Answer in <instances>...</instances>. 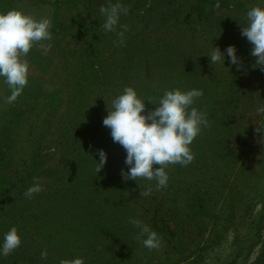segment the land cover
Returning <instances> with one entry per match:
<instances>
[{
	"label": "rangeland",
	"instance_id": "obj_1",
	"mask_svg": "<svg viewBox=\"0 0 264 264\" xmlns=\"http://www.w3.org/2000/svg\"><path fill=\"white\" fill-rule=\"evenodd\" d=\"M105 3L0 0V12L49 18L53 37L25 57L29 85L15 102L0 78V242L12 227L22 237L0 264H264V67L242 36L247 11L264 5L124 0L126 42L117 46L99 26ZM230 45L241 71L206 56ZM125 87L153 103L166 90H203L193 106L209 124L193 161L167 167L164 188L122 175L127 153L103 120ZM155 107L146 101V113ZM97 149L108 154L99 173ZM34 184L43 190L27 198ZM133 218L159 234L158 249L143 246Z\"/></svg>",
	"mask_w": 264,
	"mask_h": 264
},
{
	"label": "clouds",
	"instance_id": "obj_2",
	"mask_svg": "<svg viewBox=\"0 0 264 264\" xmlns=\"http://www.w3.org/2000/svg\"><path fill=\"white\" fill-rule=\"evenodd\" d=\"M264 5V0H260ZM219 3L216 7L219 8ZM129 6L124 0H107L99 7L101 18L100 28L106 33L118 36L117 46H124L127 25L122 24V18L129 14ZM247 25L242 27V36L253 45L251 55L256 58L254 67H264V7L253 6L247 13ZM51 20L47 17L39 19L19 10L0 12V78L8 85L10 95L8 103L15 102L29 85L30 64L25 57L34 46L52 40ZM50 48L51 44H47ZM211 64L225 67L226 59L243 69L242 58L234 45L222 51L214 46L206 55ZM203 90L181 89L166 90L156 103L145 100L133 87H125L121 94L111 101L108 115L103 125L111 130L113 142L119 143L126 151L125 164L127 172L122 173L126 180L145 179L154 181L157 189L164 188L169 183L166 171L169 165H189L194 154L191 145L208 126L207 114L193 105L203 96ZM146 101L157 105L154 110L146 113ZM260 111L264 112V108ZM146 113V114H145ZM264 132V130H258ZM99 160L96 161V171L99 173L107 164L108 154L104 149H97ZM159 165V167H154ZM39 184L29 187L24 195L32 198L42 191ZM151 189L142 192L150 195ZM138 232L143 246L149 250L158 249L162 238L150 225L139 219H131ZM22 244V237L16 227H12L0 242V256H8ZM47 258V251L41 253ZM60 264H84L82 258L61 260Z\"/></svg>",
	"mask_w": 264,
	"mask_h": 264
}]
</instances>
